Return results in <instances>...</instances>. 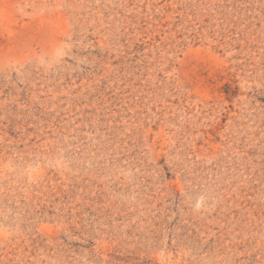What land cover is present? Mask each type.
<instances>
[{"label": "rangeland", "instance_id": "374dc122", "mask_svg": "<svg viewBox=\"0 0 264 264\" xmlns=\"http://www.w3.org/2000/svg\"><path fill=\"white\" fill-rule=\"evenodd\" d=\"M0 264H264V0H0Z\"/></svg>", "mask_w": 264, "mask_h": 264}]
</instances>
